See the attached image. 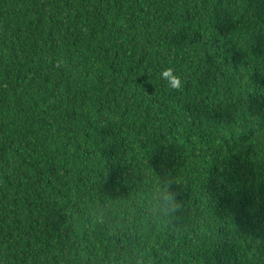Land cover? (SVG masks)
I'll list each match as a JSON object with an SVG mask.
<instances>
[{
    "label": "trees",
    "instance_id": "trees-1",
    "mask_svg": "<svg viewBox=\"0 0 264 264\" xmlns=\"http://www.w3.org/2000/svg\"><path fill=\"white\" fill-rule=\"evenodd\" d=\"M0 264H264V0H0Z\"/></svg>",
    "mask_w": 264,
    "mask_h": 264
},
{
    "label": "clouds",
    "instance_id": "clouds-1",
    "mask_svg": "<svg viewBox=\"0 0 264 264\" xmlns=\"http://www.w3.org/2000/svg\"><path fill=\"white\" fill-rule=\"evenodd\" d=\"M163 75L165 76V77H168L169 76V72L168 71H165L164 73H163ZM170 86L171 87H178V80L177 79H171V81H170Z\"/></svg>",
    "mask_w": 264,
    "mask_h": 264
}]
</instances>
